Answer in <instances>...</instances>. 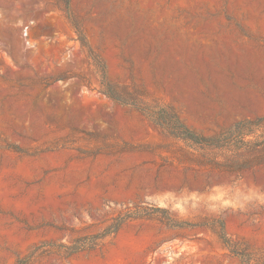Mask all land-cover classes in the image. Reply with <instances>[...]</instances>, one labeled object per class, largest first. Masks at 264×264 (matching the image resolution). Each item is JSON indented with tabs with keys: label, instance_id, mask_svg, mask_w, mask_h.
Here are the masks:
<instances>
[{
	"label": "rangeland",
	"instance_id": "1",
	"mask_svg": "<svg viewBox=\"0 0 264 264\" xmlns=\"http://www.w3.org/2000/svg\"><path fill=\"white\" fill-rule=\"evenodd\" d=\"M160 107L205 137L264 117V0H0V264H262L264 125L215 166L155 124ZM141 204L222 220L241 256L156 219L91 246Z\"/></svg>",
	"mask_w": 264,
	"mask_h": 264
},
{
	"label": "trees",
	"instance_id": "2",
	"mask_svg": "<svg viewBox=\"0 0 264 264\" xmlns=\"http://www.w3.org/2000/svg\"><path fill=\"white\" fill-rule=\"evenodd\" d=\"M60 2L64 6L65 12H69L70 0H60ZM74 26L81 44L86 46L81 27L78 25ZM90 58L95 63V67L99 72L100 84L104 83L106 81L104 65L97 61V56L91 54ZM103 86V94L114 102L124 105L136 106L131 104L128 99L118 94L115 87L105 84ZM153 112L154 122L156 125L165 129L166 133L170 137L182 141L188 146L195 147L197 151L200 152V156L202 154V157L206 160V162H209L215 166H219L220 163H218V159L214 154L209 155V153L226 150L236 153L235 155L242 154V152L246 151L248 147L253 144V140L249 138L254 137L255 132L264 125V117L257 118L255 120L240 121L233 124L229 129L219 135L205 137L189 130L180 121L177 114L169 108L160 107L156 108ZM137 219H156L161 224L170 229H183L200 226L209 227L217 234L218 238L221 240L227 250H229L235 256H241L239 253H236L230 245L229 239L225 233V224L222 220H213L211 223H190L178 221L172 217L166 209L148 207L142 204L135 205L131 208H126L123 212H120L119 215L113 219L111 226L106 232L93 238L91 246H96L95 241L98 239L114 236L125 223ZM84 248V245L81 247H70L68 249V254H74L83 250ZM262 264H264V262Z\"/></svg>",
	"mask_w": 264,
	"mask_h": 264
}]
</instances>
